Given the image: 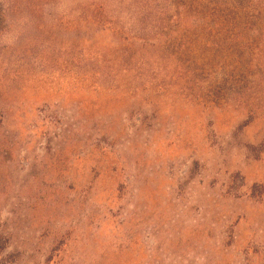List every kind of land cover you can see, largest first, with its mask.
<instances>
[{"label": "rangeland", "instance_id": "1", "mask_svg": "<svg viewBox=\"0 0 264 264\" xmlns=\"http://www.w3.org/2000/svg\"><path fill=\"white\" fill-rule=\"evenodd\" d=\"M0 264H264V0H0Z\"/></svg>", "mask_w": 264, "mask_h": 264}, {"label": "trees", "instance_id": "2", "mask_svg": "<svg viewBox=\"0 0 264 264\" xmlns=\"http://www.w3.org/2000/svg\"><path fill=\"white\" fill-rule=\"evenodd\" d=\"M148 12V11H147ZM145 13V12H144ZM140 18L141 16L139 15V13L136 15V18ZM142 42L146 43V45H148V41L147 40H144V39H141ZM145 45V46H146Z\"/></svg>", "mask_w": 264, "mask_h": 264}]
</instances>
